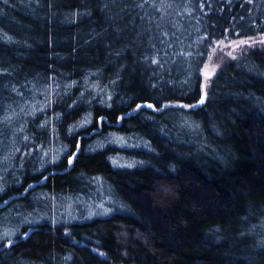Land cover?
Returning <instances> with one entry per match:
<instances>
[{"label": "trees", "instance_id": "1", "mask_svg": "<svg viewBox=\"0 0 264 264\" xmlns=\"http://www.w3.org/2000/svg\"><path fill=\"white\" fill-rule=\"evenodd\" d=\"M0 264H264V0H0Z\"/></svg>", "mask_w": 264, "mask_h": 264}, {"label": "rangeland", "instance_id": "2", "mask_svg": "<svg viewBox=\"0 0 264 264\" xmlns=\"http://www.w3.org/2000/svg\"><path fill=\"white\" fill-rule=\"evenodd\" d=\"M210 69H205L204 75L209 72ZM205 79V78H204ZM204 86H205V80ZM114 198L110 194L103 193L96 198L88 199L87 201L83 197H68L63 208H60V216L67 222L81 221L95 214L106 215L111 212L110 205L114 203Z\"/></svg>", "mask_w": 264, "mask_h": 264}, {"label": "snow or ice", "instance_id": "3", "mask_svg": "<svg viewBox=\"0 0 264 264\" xmlns=\"http://www.w3.org/2000/svg\"><path fill=\"white\" fill-rule=\"evenodd\" d=\"M241 43H244L243 41L241 42ZM213 71H214V69H213ZM211 75V73H206V77L207 76H210ZM201 102H203V101H201ZM150 106V105H149Z\"/></svg>", "mask_w": 264, "mask_h": 264}]
</instances>
